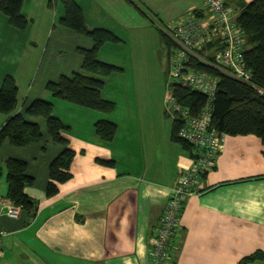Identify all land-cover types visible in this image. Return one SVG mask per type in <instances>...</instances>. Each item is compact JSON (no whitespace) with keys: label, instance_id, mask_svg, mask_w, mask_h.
Here are the masks:
<instances>
[{"label":"crops","instance_id":"obj_1","mask_svg":"<svg viewBox=\"0 0 264 264\" xmlns=\"http://www.w3.org/2000/svg\"><path fill=\"white\" fill-rule=\"evenodd\" d=\"M76 0L87 28L110 30L119 40L103 43L97 57L121 70L103 77L101 95L119 110L102 112L54 97L48 81L82 69L79 49L92 48L91 37L63 25L60 1L24 0L25 29L11 25L0 11V85L9 74L18 92L11 113L0 112V127L15 112L25 113L35 99L53 104V115L74 150L69 179L46 195L49 164L65 148L54 142L43 117L42 138L24 146L0 144V209L7 197L5 159L27 162L34 178L25 191L36 202L34 215L0 213L2 264H151L150 238L159 224L178 172L193 163L192 153L170 137L172 120L163 94L147 104L146 33L158 32L190 14L205 21L202 0ZM251 0H226L235 18ZM58 3L62 10L59 11ZM149 15H152L149 18ZM37 23L39 36L30 23ZM246 44V41H245ZM166 48V44L164 41ZM167 61H168V50ZM168 64V63H167ZM117 125L112 140L102 139L95 122ZM97 159L111 160L112 165ZM201 192L188 196L179 212L169 264H242L245 256L264 251V144L252 133L224 136V149L201 179ZM244 264H264V257Z\"/></svg>","mask_w":264,"mask_h":264},{"label":"trees","instance_id":"obj_2","mask_svg":"<svg viewBox=\"0 0 264 264\" xmlns=\"http://www.w3.org/2000/svg\"><path fill=\"white\" fill-rule=\"evenodd\" d=\"M24 0H0V11L3 12L11 25L18 29H25L28 18L22 12ZM61 2L64 13L60 22L75 31L92 38L94 44L90 49H79L83 56L82 69L86 74L74 72L71 75H62L57 81H48L47 90L57 98L85 106L102 112H111L115 103L104 99L101 90L104 85L103 77L121 70L117 65L101 61L97 57L100 46L107 42H116L119 38L105 28H87L81 7L76 0H58ZM137 9L144 12L136 0H127ZM52 4V0H48ZM239 15L235 18L242 30L246 43L243 59L251 70L253 81L264 85V0H251L241 6ZM169 52L172 40L161 30ZM192 66L204 68L202 63L194 62ZM217 92L212 102V124L228 135L255 134L264 144V95H259L249 85L236 79L218 73ZM171 91L177 102L188 106L192 113L198 114L204 105L206 95L190 88L171 86ZM18 87L13 76L7 74L0 85V112L11 113L17 106ZM43 117L47 131L54 142L63 144L65 148L49 164V181L46 195L57 192V183L70 178V165L75 155L74 150L67 146V139L62 135L66 128L63 122L53 115V104L44 99L33 100L25 109V113L15 112L0 127V144L8 140L12 145L24 146L42 138L38 122L29 121L26 116ZM95 131L104 140H112L117 125L105 119L95 122ZM179 119L172 118L171 139L183 148L193 152V146L178 135ZM98 162L112 165L113 161L97 159ZM7 197L14 205L20 206L29 216L37 211L36 202L25 191V185H31L34 178L27 174V162L22 159L8 157L5 159ZM2 167L0 166V175ZM264 257V251L257 250L242 260V264Z\"/></svg>","mask_w":264,"mask_h":264},{"label":"built area","instance_id":"obj_3","mask_svg":"<svg viewBox=\"0 0 264 264\" xmlns=\"http://www.w3.org/2000/svg\"><path fill=\"white\" fill-rule=\"evenodd\" d=\"M208 11L205 21H197L190 14L162 27L172 40L168 52L169 86L178 85L206 95L198 114L177 102L171 89L166 101L173 118L179 119L178 135L193 146V163L178 172L166 200L159 224L150 238L151 264H169L172 238L179 228V212L184 200L201 192L199 183L213 167L214 160L224 149L225 133L212 124V102L217 92L218 73L243 82L259 95L264 85L253 81L251 70L245 65L243 52L245 37L236 22L234 8L226 0H202ZM202 63L204 68L192 66ZM20 206L8 205L0 213L18 217ZM1 254V248H0ZM0 264H2L0 262Z\"/></svg>","mask_w":264,"mask_h":264},{"label":"rangeland","instance_id":"obj_4","mask_svg":"<svg viewBox=\"0 0 264 264\" xmlns=\"http://www.w3.org/2000/svg\"><path fill=\"white\" fill-rule=\"evenodd\" d=\"M59 11L62 10V6L60 3H58ZM152 15H149V18H151ZM37 23H30L32 28H35L34 35L39 36V31L36 28ZM251 43H246L245 48L250 47ZM143 47L146 51V57H147V75H149L146 82H145V89L149 91L148 97H147V104H155L156 103V96H158L161 92L163 94V107L168 115L169 120L173 118V115L169 111L168 108V102L166 101V97L168 94V91L171 89L169 86L170 82V75L168 71V62H167V48H165L164 41L158 37V32L155 34L153 32H147L146 33V41L143 44ZM118 103H116V108L114 110H119V107L117 106Z\"/></svg>","mask_w":264,"mask_h":264}]
</instances>
